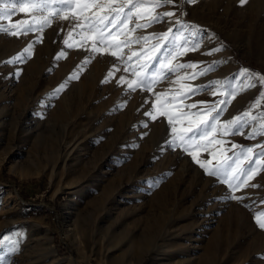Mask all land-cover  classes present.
Returning a JSON list of instances; mask_svg holds the SVG:
<instances>
[{"label": "rangeland", "instance_id": "374dc122", "mask_svg": "<svg viewBox=\"0 0 264 264\" xmlns=\"http://www.w3.org/2000/svg\"><path fill=\"white\" fill-rule=\"evenodd\" d=\"M249 1L132 0L133 18L102 42L74 2L24 0L20 12L15 0L0 19V264H264V0ZM129 32L150 39L112 46ZM213 105L215 157L196 147L208 140L180 139ZM185 147L209 168L223 152L257 170L229 189Z\"/></svg>", "mask_w": 264, "mask_h": 264}, {"label": "snow or ice", "instance_id": "6c2138e0", "mask_svg": "<svg viewBox=\"0 0 264 264\" xmlns=\"http://www.w3.org/2000/svg\"><path fill=\"white\" fill-rule=\"evenodd\" d=\"M62 3H70L74 2L76 4V8L79 9L81 17L88 21L91 25V30H99L100 32V38L101 41H104V31L108 29L109 27L116 28L118 26H127V23L129 20L133 18L132 14V8H129L128 12L125 13V7H128V5H132V0H128V3L126 5H122L120 7H113V3L115 0H88V2L81 3V0H61ZM173 3V0H165V4L171 5ZM184 3H195V0H184ZM241 5L246 3V0H240ZM0 4L3 5V7H0V19H3L5 17H10L12 13V9L16 8L15 0H0ZM9 4H11V8H9ZM160 5H156V7H159ZM29 5L24 2V0H21V7L19 8L20 12H25ZM31 7L33 8H39L40 6L38 4H31ZM132 7H136L135 5H132ZM136 15H140L139 11L136 12ZM123 16V19H122ZM164 17H172L174 16L173 12H165L163 13ZM67 19V17H65ZM161 19L159 15L153 16L151 18V22H154L156 20ZM176 24H180L179 21L175 22ZM16 25H13V28H15ZM143 25L137 23L135 25V28H141ZM190 27V26H189ZM135 28H133L131 31H135ZM10 29H6L3 27H0V32H8ZM25 32L32 31V28L30 26H26L24 29ZM172 31V28H169L167 32H165L163 35L157 38V43L154 45H151L152 54L148 55V60L151 61L155 59V52H158L161 48V42L165 41L168 38V33ZM12 35H16L15 31L11 32ZM110 34V33H109ZM126 39L120 43H115L112 46L116 47L117 49L120 48V44L123 43L125 46L130 47L132 43H140L142 40L147 42L150 38L149 37H137V38H131L130 32L125 33ZM116 38L113 37V40ZM67 44L68 42L65 41ZM68 47L71 48L73 45L68 44ZM220 49H212L210 50L209 54L212 52H218ZM179 55H182L183 53H178ZM113 56L117 55V52H112ZM171 55V53H170ZM137 53L135 51L131 52V55L128 57V60L131 61L132 57H136ZM15 61H13L14 63ZM170 63V62H169ZM145 68L147 67V64H139L133 67L132 71L134 75H139V72L136 71V68ZM178 68H184V67H192L191 64H178ZM124 71H128V68H125ZM169 74H171L175 69H168ZM203 74V73H201ZM72 79H76V77H72ZM123 79V77H121ZM64 85L61 84L60 88H63ZM128 88L135 91V88L133 87V83H128ZM59 90V89H58ZM150 90V89H149ZM200 89H196V91H199ZM227 103L226 100L220 101V104ZM190 107L195 108L196 105H190ZM220 111L222 109H218L216 105H213L212 108L208 111L207 115H199L197 119L190 120L187 127H185L182 131L184 133L183 136L180 137L181 143H184L187 141H193L197 140H208V137L212 136L214 132L217 130V125L215 123L217 117L219 116ZM212 113H215V115H212ZM146 115H151V113H146ZM161 115H164V113H161ZM155 119V117H153ZM168 123L171 125L174 123V117L169 113L168 114ZM238 123L237 120H230L228 122V125L223 126V130L225 133L228 132L230 126H236ZM244 125H239L238 127H235L234 131H239L241 127ZM211 129V131H209ZM177 129L175 127L172 128V132L176 133ZM191 134V135H188ZM255 135V132L253 133ZM221 144L222 141L216 140H208L207 144H200L197 143L196 147L200 148L203 147L206 152H211L213 157L217 155L216 151L214 149L209 148V144ZM176 144V140L173 139L169 141V147L171 148ZM233 147H237L236 145H233ZM185 152H188L191 159L199 165L201 169H203L209 176L212 177H221L224 179V181L228 184L229 189H238L241 187V184L247 186L248 180L247 176H250L251 173L255 172L256 168H241L239 163H236V166L233 167V165L230 163V161L233 159V157H226L223 156V152H221V159L217 161V164L214 168H209L208 165L211 164V161H201L197 158V153L192 151L190 152L187 147L184 148ZM247 153L250 155L246 156L245 159H247L250 163L252 162V155L253 152L252 148H248ZM258 156H264V151H261L257 154ZM238 159V158H237ZM255 163L257 165L260 164V160L256 159ZM243 178V179H242ZM236 181L235 183L231 181ZM253 187H256V185H252ZM229 199H244V197H233L229 196ZM264 215V213H262ZM257 223L261 229H264V220H260L257 218ZM7 241V238L0 239V245L5 244ZM3 258L0 257V260Z\"/></svg>", "mask_w": 264, "mask_h": 264}, {"label": "bare ground", "instance_id": "6f19581e", "mask_svg": "<svg viewBox=\"0 0 264 264\" xmlns=\"http://www.w3.org/2000/svg\"><path fill=\"white\" fill-rule=\"evenodd\" d=\"M249 3L252 4V5H255V4L257 3V0H256V1H252V0H250ZM162 132H163V130L161 129V127L153 129V130H152V133H151V139L156 138V137L159 136ZM151 139H150V140H151ZM151 142H152V141H151Z\"/></svg>", "mask_w": 264, "mask_h": 264}]
</instances>
